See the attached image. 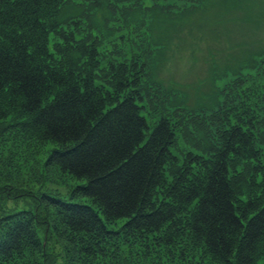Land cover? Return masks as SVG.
<instances>
[{
    "label": "trees",
    "instance_id": "obj_1",
    "mask_svg": "<svg viewBox=\"0 0 264 264\" xmlns=\"http://www.w3.org/2000/svg\"><path fill=\"white\" fill-rule=\"evenodd\" d=\"M79 1L102 19L72 32L76 0H0V264H264L258 117L179 165L177 128L149 132L134 71L84 35L120 23L149 58L151 19L177 0ZM258 87L238 90L244 113Z\"/></svg>",
    "mask_w": 264,
    "mask_h": 264
},
{
    "label": "rangeland",
    "instance_id": "obj_2",
    "mask_svg": "<svg viewBox=\"0 0 264 264\" xmlns=\"http://www.w3.org/2000/svg\"><path fill=\"white\" fill-rule=\"evenodd\" d=\"M150 2H143L145 9H153ZM74 5L77 6L75 9L66 10L67 17L76 24L72 32L79 30V23L84 21L79 20L82 18L78 13L83 14L84 19H93L95 26L99 24L102 18L97 11H90L92 6L83 13L77 8L81 11L89 5L79 0ZM176 5L179 14L174 17L151 19L155 47L149 58L141 52L142 44L138 39L120 31V23L115 32L108 33L98 27H87L85 38H93L94 44L101 41L98 52L105 61L108 53L113 52L118 56L117 63L134 71L141 112L150 128L162 118L177 128V141L171 151L179 165L184 163L188 152L202 154L194 146L205 150L219 149L220 134L234 116L240 114L246 115L247 123L252 122L251 115L258 117L255 132L258 141L263 142L257 145L263 157L253 166H264V78L260 83L257 80L260 73L264 74V69L253 66L263 60L264 54L251 65L253 68L248 75L241 76L240 86L233 82L241 70V61L249 58L252 52H264V0H177ZM226 70L232 73L227 74ZM248 84L259 85V92L254 97L258 101L248 106V113H244L240 104L247 103L248 95L244 99H237V95L238 90ZM185 128L190 132L183 138ZM28 171L23 169L25 174ZM256 180L258 182L259 178Z\"/></svg>",
    "mask_w": 264,
    "mask_h": 264
},
{
    "label": "bare ground",
    "instance_id": "obj_3",
    "mask_svg": "<svg viewBox=\"0 0 264 264\" xmlns=\"http://www.w3.org/2000/svg\"><path fill=\"white\" fill-rule=\"evenodd\" d=\"M51 52V51H50ZM155 55V54H154ZM149 132H151V131H149Z\"/></svg>",
    "mask_w": 264,
    "mask_h": 264
}]
</instances>
